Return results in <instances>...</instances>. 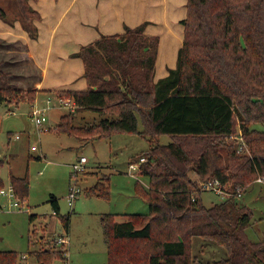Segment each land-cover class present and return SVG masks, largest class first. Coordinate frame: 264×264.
I'll list each match as a JSON object with an SVG mask.
<instances>
[{
  "label": "trees",
  "instance_id": "1",
  "mask_svg": "<svg viewBox=\"0 0 264 264\" xmlns=\"http://www.w3.org/2000/svg\"><path fill=\"white\" fill-rule=\"evenodd\" d=\"M15 1L24 19L34 12L39 18L30 0ZM187 8L177 67L167 77L154 81L159 38L145 34V24L126 26L123 33L102 35L73 54L84 61L88 89L57 93L78 108L112 116L85 128L74 126L71 114L63 115L57 132L99 138L137 133L151 138L150 160L159 159L157 168L143 172L149 188L139 187L149 213L130 214L124 221L102 216L106 264H198L192 253L196 236L226 248L228 257L211 264H264V241L252 242L245 232L253 223L252 210L233 198L206 207L197 189L200 177L244 189L264 178V130L255 127L264 125V0H188ZM9 76L0 68V101L33 104L38 90L14 88ZM236 125L251 156L237 153L236 141L216 142L234 134ZM162 134L173 140L158 143ZM178 137L197 141L186 144ZM4 162L0 152V169ZM10 178L24 202L27 176L11 172ZM105 189L98 184L90 192L106 195ZM52 205L59 215L56 198ZM63 224L68 232V217ZM51 253L66 259L59 251ZM18 255L0 251V264H22Z\"/></svg>",
  "mask_w": 264,
  "mask_h": 264
},
{
  "label": "rangeland",
  "instance_id": "2",
  "mask_svg": "<svg viewBox=\"0 0 264 264\" xmlns=\"http://www.w3.org/2000/svg\"><path fill=\"white\" fill-rule=\"evenodd\" d=\"M0 9L6 13L3 16L0 11V19L5 22L13 23L17 19L27 25L32 24L36 17L34 12L31 19H24L15 0H0ZM24 49L21 44L0 41V68L10 74V86L12 81H19L14 76L18 73L22 75L20 80L23 85H30L37 79L38 72L31 61H24L21 69L13 63L8 64L9 60L14 62L25 56ZM50 98L52 102L48 103L46 95H40L35 106L28 102L0 101V152L5 161L0 169L3 188L11 187V172L17 176H27L29 182L28 194L24 202L20 201L19 207H11V199L0 194V251L17 252L22 264H106L109 254L102 216L113 214L116 221H124L130 214L147 215L149 205L139 193V187L146 190L149 188V178L143 172L147 167L151 170L157 168L159 159L154 157L150 160L151 138L137 133H113L109 137L99 138L76 137L57 132L55 129L63 115L71 114L72 124L85 128L112 116L83 108L70 112L61 106L58 97L51 95ZM48 106L45 111L47 121L38 127L32 119L31 111ZM138 118V130L142 131L143 124ZM255 127L264 130L263 124ZM239 132L236 125L234 134ZM172 140L168 134L157 138L161 144ZM175 140L185 141L186 144L197 141L191 138L182 140L179 137ZM216 142L222 146L235 141L222 137ZM32 146L36 149L33 150ZM222 152L225 153L223 149ZM82 156L88 160L86 169L75 179L71 165ZM142 157L150 165H146L145 161L141 171L131 170L130 163ZM189 174L193 179L197 178L195 172ZM201 180L203 178L200 177ZM98 184L106 186V195L90 192ZM71 187L80 190L73 206L69 203ZM201 197L206 207L224 201L221 195L211 191L202 192ZM53 198L58 201L59 215L54 212ZM238 201L254 214L253 223L245 231L248 239L263 242L264 184L253 181ZM65 217L69 218L68 232L63 224ZM60 237L67 238L66 245L59 243ZM58 251L66 259L51 253ZM192 253L198 264H211L228 257L226 248L200 236L193 239Z\"/></svg>",
  "mask_w": 264,
  "mask_h": 264
},
{
  "label": "crops",
  "instance_id": "3",
  "mask_svg": "<svg viewBox=\"0 0 264 264\" xmlns=\"http://www.w3.org/2000/svg\"><path fill=\"white\" fill-rule=\"evenodd\" d=\"M187 2L188 0H30L39 18L27 25L17 19L13 23L0 19V41L23 45L25 56L13 60L14 62L9 60L8 64L13 63L21 69L24 61H31L38 76L32 84L23 85L20 80L22 75L18 73L14 76L19 81H12L10 84L23 90L37 89L36 101L31 104L33 106L43 94L50 98L51 95L57 97L59 91L86 90L88 81L84 77V61L73 54L102 35L121 34L126 26L137 27L142 24L146 25L145 34L159 38L154 75V81L157 82L177 67L179 51L184 41L182 20L187 17ZM7 50L12 52L11 48Z\"/></svg>",
  "mask_w": 264,
  "mask_h": 264
},
{
  "label": "built area",
  "instance_id": "4",
  "mask_svg": "<svg viewBox=\"0 0 264 264\" xmlns=\"http://www.w3.org/2000/svg\"><path fill=\"white\" fill-rule=\"evenodd\" d=\"M47 101H48V103H51L52 98H48ZM59 103L61 104V106L69 109L70 112H74L78 109V105L76 104V102L70 98H68V99L59 98ZM48 108H49V106L47 108H45V107L44 108H34L31 111L32 119L35 121V123L38 127L43 126V124L47 121V116L45 115V111ZM19 137L20 136L17 135V138H19ZM226 138H227V140L229 139L231 141L234 140L237 142V146H236L237 153L247 154V155L251 156L249 146H248L246 140L244 139V136H243L241 131L238 134H231V135L227 136ZM32 149L35 150L36 147L32 146ZM145 161H146V158L142 157L137 162H131L129 165V168L131 170L141 171V165ZM87 162H88L87 158L85 156H82L78 162H75L74 164L71 165V169H72V172H73L75 179L78 178L80 172L85 171ZM256 181L260 182V183H264V178L258 177L256 179ZM197 182H198L197 189L199 192H204V191L215 192L216 194L221 195L224 200L231 199V198L236 199V200H240L243 197L244 192L246 191V189H244L240 186L234 187L231 182L223 183L220 180L214 179V178H207V179H204L201 181H200V179H197ZM78 192H80L79 188L71 187V190L69 193V203L71 206H73V201H74L76 195L78 194ZM0 194L8 196L11 199V202H10L11 207H19L20 206L21 200L17 198L13 185H11V187H9L8 189H5L3 187L0 188ZM14 198H16L17 200H13ZM192 200L194 201L195 197H192ZM67 242H68V240L66 237H60L59 238L60 244L66 245Z\"/></svg>",
  "mask_w": 264,
  "mask_h": 264
}]
</instances>
